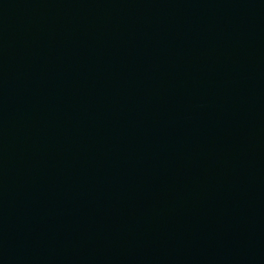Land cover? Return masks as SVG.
Masks as SVG:
<instances>
[{"label":"water","instance_id":"obj_1","mask_svg":"<svg viewBox=\"0 0 264 264\" xmlns=\"http://www.w3.org/2000/svg\"><path fill=\"white\" fill-rule=\"evenodd\" d=\"M0 264H264V0H0Z\"/></svg>","mask_w":264,"mask_h":264}]
</instances>
